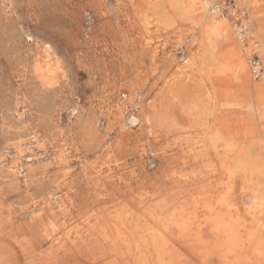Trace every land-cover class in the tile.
<instances>
[{
	"label": "rangeland",
	"instance_id": "1",
	"mask_svg": "<svg viewBox=\"0 0 264 264\" xmlns=\"http://www.w3.org/2000/svg\"><path fill=\"white\" fill-rule=\"evenodd\" d=\"M161 1L0 0L4 220L30 206L32 198L53 192L59 198L72 185L88 194H104L110 183L122 192L131 185L136 195L180 193L173 173L183 170L180 163L187 154L204 151L209 134L220 130L216 116L226 112L217 106L214 87L231 94L242 90L228 84L227 74L236 72L238 62L227 59L226 49L234 47L238 59L247 63L253 87L264 82L250 72L255 52L264 61L255 20L263 0H238V8L250 15L245 34L229 11L216 17L207 11L206 18L225 22L234 34L217 44L223 55L212 57L214 65H227L226 73L213 67L208 80L202 71L208 60H200L208 51L203 43L207 19L195 26ZM158 9L168 12L167 25L157 22ZM143 16L149 20L146 27ZM247 95L253 102L254 91ZM156 112L164 122L154 120ZM173 124L177 128L171 129ZM241 147L248 151L249 146ZM223 156L220 143L217 154L208 158L213 170L205 190L213 200L227 181L220 172ZM250 185L240 188L245 208L255 198ZM59 186L61 193L56 192ZM194 193L183 192L177 205L191 194L197 197ZM24 218L27 222L29 214Z\"/></svg>",
	"mask_w": 264,
	"mask_h": 264
},
{
	"label": "bare ground",
	"instance_id": "2",
	"mask_svg": "<svg viewBox=\"0 0 264 264\" xmlns=\"http://www.w3.org/2000/svg\"><path fill=\"white\" fill-rule=\"evenodd\" d=\"M162 1L169 4L168 11L195 26L207 19L203 43L208 51L200 58L208 60L202 69L204 79H211L213 67L225 74L227 65H214L212 57L223 55L217 44L228 42L233 31L225 22L205 17L207 11L214 17L220 14L213 7L218 1ZM200 1L204 5L199 8ZM163 9L156 10L154 17L167 25L170 18ZM141 21L148 26L146 16ZM226 50L227 59L238 62L236 72L227 74L228 81L241 86L250 77L248 65L238 59L234 47ZM227 94L222 91L225 98ZM154 120L164 122L162 113L156 112ZM137 122L133 117L132 123ZM219 133L212 131L204 151L185 155L180 163L183 170L173 173L180 193L161 198L148 192L136 195L131 185L122 192L110 183L105 195L88 194L72 185L59 198L55 192L39 200L32 198L30 206L7 220L0 214V264H264V167L260 159L248 165L247 157L223 156L220 172L227 179L223 193L213 200L205 190L213 170L208 158L217 154ZM229 159L233 166L228 165ZM247 182L256 198L249 208L240 191ZM193 191L197 197L191 194L177 205L176 197ZM56 192L61 193L62 187ZM26 214L30 216L27 222Z\"/></svg>",
	"mask_w": 264,
	"mask_h": 264
},
{
	"label": "crops",
	"instance_id": "3",
	"mask_svg": "<svg viewBox=\"0 0 264 264\" xmlns=\"http://www.w3.org/2000/svg\"><path fill=\"white\" fill-rule=\"evenodd\" d=\"M264 3V0H263ZM250 15L247 13V18ZM257 32H261V46L264 50V4L260 14L255 16ZM229 86H238L242 90L238 93H228L225 98L222 87L214 89L217 106L223 108L226 112L222 116H216V123L220 129L219 139L227 157H247L248 165H253L256 159H260L261 166L264 167V82L253 83L251 77L241 86L230 84ZM255 93L253 102L248 103V92ZM252 97V94H250ZM246 145L248 148L241 147ZM230 161V159H229ZM228 161V162H229ZM228 165L234 164L230 161Z\"/></svg>",
	"mask_w": 264,
	"mask_h": 264
},
{
	"label": "built area",
	"instance_id": "4",
	"mask_svg": "<svg viewBox=\"0 0 264 264\" xmlns=\"http://www.w3.org/2000/svg\"><path fill=\"white\" fill-rule=\"evenodd\" d=\"M237 0H225L216 2L214 4V10L218 13L223 11H229L233 19L235 20L236 26L241 34H245L248 27L245 26L244 21L247 19V11L245 9L238 8ZM251 75L255 81H264V61L255 52L252 55L251 63Z\"/></svg>",
	"mask_w": 264,
	"mask_h": 264
}]
</instances>
